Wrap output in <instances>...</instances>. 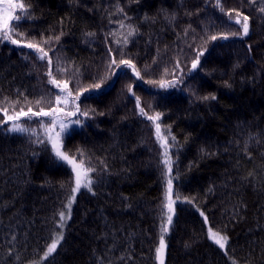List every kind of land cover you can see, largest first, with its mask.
Segmentation results:
<instances>
[{"label":"trees","instance_id":"trees-1","mask_svg":"<svg viewBox=\"0 0 264 264\" xmlns=\"http://www.w3.org/2000/svg\"><path fill=\"white\" fill-rule=\"evenodd\" d=\"M13 2L26 6L13 10L22 18L10 22L13 38L41 43L52 64L0 39V109L68 113L79 89L80 112L65 119L80 124L61 134L62 150L94 169L95 194L82 187L60 227L58 213L68 214L75 174L44 135L49 118L21 117L35 134L0 131V264H159L165 148L140 108L161 114L156 123L173 162L164 264H264V13L258 11L264 0H221L225 12L249 16L250 29L246 37L215 41L212 35L240 31L215 0ZM198 51L204 54L191 69ZM113 57L117 64L131 60L140 77L124 65L109 67ZM52 78L61 88L66 82L72 95ZM101 80V89L83 91ZM161 80L175 86L149 83ZM57 95L68 104L56 105ZM212 95L215 100L202 99ZM209 228L228 237L225 249L209 238ZM58 233L63 240L42 259Z\"/></svg>","mask_w":264,"mask_h":264},{"label":"snow or ice","instance_id":"snow-or-ice-1","mask_svg":"<svg viewBox=\"0 0 264 264\" xmlns=\"http://www.w3.org/2000/svg\"><path fill=\"white\" fill-rule=\"evenodd\" d=\"M250 3L256 4V0H250ZM215 7L219 9L220 12L224 13L227 17V23L229 25H239L240 31L238 32H232V33H219L217 35H212L210 37L211 40L215 41L218 39L228 40L230 36L232 37H246L249 34L250 24H249V16L243 15L241 12L232 9L225 12L221 0H215ZM14 9H20L22 11H26V6L24 3H14L13 0H4L3 7L0 8V39L4 41H8L13 45H18L22 47H26L28 49L34 50L36 53H38L37 59L39 60H47L48 65L51 66L52 60L51 57H49L48 52L45 51V49L41 46V43H36L32 41L22 42L20 39L13 38V32L14 28L10 27V22L15 20L16 22L21 21L20 15H13ZM120 12H123V9H119ZM258 11L260 13H264V6H258ZM233 12H235V15H233ZM126 15V14H125ZM30 14L26 15L24 17L25 20L30 19ZM17 26H19V23H17ZM124 25L121 24V27ZM135 29L130 28L128 35H134ZM17 35H23V33H17ZM63 35V32L60 33V35H57L55 37V40L58 42L60 40V37ZM88 36L95 35L94 33H87ZM52 40V37H49L48 40H43V44H48ZM127 37L124 39V43L127 44ZM119 43V41H117ZM249 52L251 51V45H248ZM204 53L203 51H198L197 57L192 61L191 63V69H196V67L199 65L200 60L199 57L202 56ZM28 57L25 56V59ZM115 65L116 67H119L120 65H124L127 68L132 69V71L135 73L136 77H140L139 71L136 70V66L132 63L131 60L127 59H121L119 61V64H117L116 59L113 57L110 61L109 67H112ZM179 65V62H177V66ZM60 71H64V69H60ZM115 75V72L112 73ZM49 77L52 76L51 70L47 73ZM126 75V73H125ZM50 83L55 85L57 88H61V82L57 81L55 78H52L50 80ZM103 80L100 82L94 83L90 85L89 87H86L83 89L84 92H88L90 89L99 90L102 87ZM149 83L152 84H158L160 88H168V87H174L175 84L171 81H164L161 80L159 82L157 81H149ZM128 91L132 92L131 85H128ZM68 84L65 82L63 84V87L61 88L62 92L66 93V96H71L72 93L70 91H67ZM82 93L80 90H77V95L73 99L72 104L74 107V111H70L68 113H64V109L61 107L52 108L49 111H46L43 107H40L38 111H33L31 107L28 108V111H24L23 108H21L18 112L13 110V114L9 115L7 109H0V111H3L4 117H6V120L0 121V131H4L6 134L10 133H31L35 134V130L25 127L23 124L19 123L21 117H27L29 119L35 118V117H47L49 118L48 125H41L44 129V135L46 136L47 140L52 145V151L54 152L55 158L59 161H63L67 163L68 165H71L72 170L75 173V181H74V187L72 188V195L70 196L68 203L66 205V209L68 210V214L66 216L65 211H60L58 213L59 221H60V227H64V222L67 218H70V209L72 202L75 200V193L79 192L80 189L83 187L87 189L89 192H93L92 189V179L90 178V173L94 171V169L90 167H86L84 164V161L81 160L79 163L75 160L74 157H70L66 152L62 151V141H61V134L65 133L67 129L69 128L70 123L80 124V120L75 121H66L65 117H71L76 115L78 112H80L79 105L75 103L76 100L79 99V95ZM135 95V93H132ZM204 100L212 99L215 100L216 96H205L202 97ZM68 100L62 99L61 96L57 95L55 97L54 103L56 105L68 104ZM137 105L139 106V97H136ZM37 105L41 103V100L36 101ZM49 103H52V101H49ZM81 115H87V113H80ZM140 114L143 116H146L148 120L153 121L155 124V134L159 141H161L162 146L165 148L164 152V159L162 161L165 171L163 173L165 181H166V191H165V204L164 208H166L165 215L167 217L166 221L162 223L161 225V235L159 237V246L155 249L156 252V259L159 261V264H164V253L166 249L165 241H164V234L168 232V226L172 224L174 209L173 204L175 201L173 200V183H172V160L171 157L168 154V143L167 138L161 134V126L159 123H156L160 119V113H156L155 115L148 116L147 113L144 111L143 108H140ZM11 122L10 127L7 129H4L2 127L3 123ZM59 129L57 131L56 129ZM173 141H175V137H172ZM39 143H43L42 140H37ZM82 155V153H81ZM249 176H252V173H249ZM93 194H95L93 192ZM177 199L179 197L177 196ZM205 219H207L205 217ZM208 236L209 238L214 241L216 245L219 246L220 249H225L226 243L228 240V237L225 235H221L218 231H213L211 228L208 229ZM14 239V237H13ZM63 240V234L58 233L55 237V239L47 246L46 251L43 254L42 259H47L50 257L57 249V246L60 244V242ZM103 259V258H101ZM123 259V257H121ZM32 264H42V261H34ZM111 264V262H109Z\"/></svg>","mask_w":264,"mask_h":264},{"label":"rangeland","instance_id":"rangeland-1","mask_svg":"<svg viewBox=\"0 0 264 264\" xmlns=\"http://www.w3.org/2000/svg\"><path fill=\"white\" fill-rule=\"evenodd\" d=\"M63 151V150H62ZM71 166V165H70ZM72 168V167H71ZM75 174V173H74ZM76 194V193H75ZM32 264V263H31Z\"/></svg>","mask_w":264,"mask_h":264}]
</instances>
